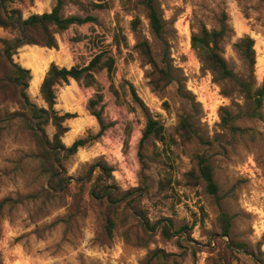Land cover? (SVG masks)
<instances>
[{"label": "rangeland", "instance_id": "obj_1", "mask_svg": "<svg viewBox=\"0 0 264 264\" xmlns=\"http://www.w3.org/2000/svg\"><path fill=\"white\" fill-rule=\"evenodd\" d=\"M64 2V16H91L97 22L70 28L58 37V50L26 46L15 60L31 70L29 96L45 107L40 86L51 64L84 67L101 51H111L117 58L113 80L106 70H98L96 85L71 81L58 89L56 107L61 114L77 116L67 122L70 131L62 140L66 147L101 131L94 111H102L108 129L63 161L69 181L63 191H55L39 162L30 158L38 149L22 124L0 126V204L13 201L0 217V264H143L156 250L166 251L178 264H264V107L261 120L247 116L245 95L234 83L217 82L191 47L192 36L204 27L218 29V19L226 12L234 35L223 45L224 56L246 79L248 71L234 44L245 36L252 38L255 79L261 86L264 0H159L166 21L160 38L151 32L142 0H107L106 9L92 6L104 0ZM56 4L57 0H38L33 6L14 7L28 18L50 13ZM11 38L0 28V39ZM143 42L175 78L163 91L149 84L151 67L138 48ZM130 84L148 113L166 128L165 142L152 137L141 146L147 117L133 103ZM97 94L102 100L91 109ZM223 110L234 118L229 127L223 125ZM16 111L17 105L0 103V120ZM181 117L196 132L191 142L178 134ZM234 127L249 133L234 134ZM46 132L52 139L54 128ZM197 155L212 163L219 197L209 195L203 185L189 184L186 176L196 167ZM101 167L112 172L101 174ZM95 187L110 188L118 216L128 217L129 226L136 225L132 213L142 211L151 225L171 221L173 237L165 240L161 230L152 233L148 248L126 243L122 229L109 237L103 229L107 199L103 206L96 201L91 195ZM222 213L232 220L228 236H222L218 223ZM233 242L241 247H232Z\"/></svg>", "mask_w": 264, "mask_h": 264}, {"label": "trees", "instance_id": "obj_2", "mask_svg": "<svg viewBox=\"0 0 264 264\" xmlns=\"http://www.w3.org/2000/svg\"><path fill=\"white\" fill-rule=\"evenodd\" d=\"M36 1L38 0H0V28L12 35L11 39H0V103L6 104L10 102L18 107V111L0 120V126L4 124L10 126L14 122L22 124L38 149L37 153L31 155L30 158L39 162L42 175L51 180V186L55 191H63L69 181V178L64 176L63 161L77 154L80 149L96 142L103 136L108 126L104 122L102 111H94L93 115L98 120L101 131L95 136L89 135L87 138L75 141L71 147H66L62 140L70 131L67 122L77 116L70 113L61 114L56 109L58 89L70 85L71 81H76L78 84L86 82L87 86L96 85L98 83L95 74L98 70H106L109 79L113 80L116 74L117 58L111 51L104 50L95 55L90 64L84 67L74 66L66 68L51 64L40 86V96L45 107H38L33 103L28 93L33 80L32 72L22 67L15 60L20 50L26 46L40 47L50 51L58 50V37L74 26L96 23L97 20L91 16H64V0H57L56 6L50 13L33 14L28 18H24L21 11L14 7L16 3L33 6ZM158 1L142 0L141 5L152 34L160 38L165 32L166 21L157 6ZM106 2L107 0H104L103 4H93L92 6L96 9H106L108 8ZM134 24L138 25L139 21L136 20ZM218 24V29L208 30L204 27L200 33L193 35L191 47L201 64L211 72L217 82L234 83L239 92L245 95L249 106L247 116L261 120L264 107V83L258 86L255 79V41L249 36H245L234 44V48L249 74L246 79H242L229 66L224 56L223 45L234 35L229 15L226 12H223L218 19ZM119 48L118 50H120ZM138 48L147 65L151 67L148 79L152 89L155 91L167 89L175 81L169 66L156 60L148 42L141 43ZM129 92L133 98V103L138 104L146 112L147 123L141 146L152 137L157 141L165 142L166 128L164 125L148 113L134 86L131 84L129 85ZM114 95L117 100L120 99V93L115 89ZM101 100V94H97L96 99L90 101V108L97 106ZM232 121H234L232 115L227 110H223V125L229 127ZM49 126H52L55 130L52 139L48 137L46 132ZM232 131L238 135L249 133L247 130L235 127ZM178 134L185 142H191L196 137V132L185 117L180 119ZM195 164L196 167L186 176L189 184L193 187L203 185L209 195L219 197V186L214 178L212 163L203 155H197ZM104 172L111 173L112 170L107 167H101V174ZM109 189V187H95L91 191L92 197L96 201H100L102 206L103 199H107L108 206L103 221V229L109 237H112L115 231L122 229L120 234L126 243L142 248H148L153 238L151 234H157L160 230L161 236L165 240L173 237L171 221L162 220L151 225L142 211L132 213L136 225L129 226L128 217L123 220L119 218L114 193ZM9 203H13V201L4 200L0 204V217L4 207ZM231 222L232 220L228 215L222 213L219 216L218 223L222 236L229 235ZM232 247L240 248L241 246L233 242ZM170 258H172V255L167 254L166 251L156 250L149 255L143 264H178L176 261L171 262Z\"/></svg>", "mask_w": 264, "mask_h": 264}, {"label": "crops", "instance_id": "obj_3", "mask_svg": "<svg viewBox=\"0 0 264 264\" xmlns=\"http://www.w3.org/2000/svg\"><path fill=\"white\" fill-rule=\"evenodd\" d=\"M32 83V82H31ZM37 83V82H36Z\"/></svg>", "mask_w": 264, "mask_h": 264}, {"label": "bare ground", "instance_id": "obj_4", "mask_svg": "<svg viewBox=\"0 0 264 264\" xmlns=\"http://www.w3.org/2000/svg\"><path fill=\"white\" fill-rule=\"evenodd\" d=\"M263 67V66H262Z\"/></svg>", "mask_w": 264, "mask_h": 264}]
</instances>
